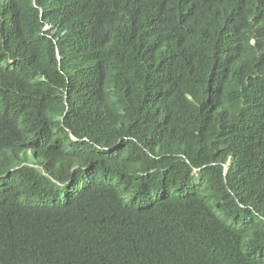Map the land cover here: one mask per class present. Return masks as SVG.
I'll return each instance as SVG.
<instances>
[{
    "label": "trees",
    "instance_id": "trees-1",
    "mask_svg": "<svg viewBox=\"0 0 264 264\" xmlns=\"http://www.w3.org/2000/svg\"><path fill=\"white\" fill-rule=\"evenodd\" d=\"M0 264H264V0H0Z\"/></svg>",
    "mask_w": 264,
    "mask_h": 264
},
{
    "label": "water",
    "instance_id": "water-1",
    "mask_svg": "<svg viewBox=\"0 0 264 264\" xmlns=\"http://www.w3.org/2000/svg\"><path fill=\"white\" fill-rule=\"evenodd\" d=\"M228 169H229V166H228V165H226V174H227V172H228Z\"/></svg>",
    "mask_w": 264,
    "mask_h": 264
},
{
    "label": "clouds",
    "instance_id": "clouds-1",
    "mask_svg": "<svg viewBox=\"0 0 264 264\" xmlns=\"http://www.w3.org/2000/svg\"><path fill=\"white\" fill-rule=\"evenodd\" d=\"M50 26H48L47 28H49ZM62 57H61V55H60V59H61ZM228 166H230L229 164H227ZM225 170H226V166H225ZM226 172V171H225Z\"/></svg>",
    "mask_w": 264,
    "mask_h": 264
}]
</instances>
